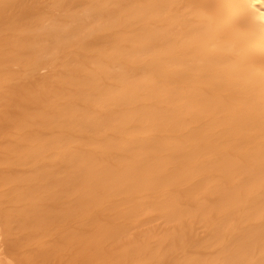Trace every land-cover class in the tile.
I'll return each mask as SVG.
<instances>
[{"label": "bare ground", "instance_id": "1", "mask_svg": "<svg viewBox=\"0 0 264 264\" xmlns=\"http://www.w3.org/2000/svg\"><path fill=\"white\" fill-rule=\"evenodd\" d=\"M0 264H264V0H0Z\"/></svg>", "mask_w": 264, "mask_h": 264}]
</instances>
